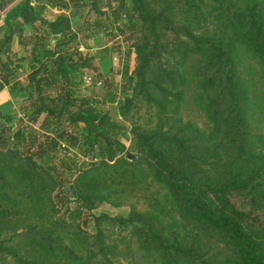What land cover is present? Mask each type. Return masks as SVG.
Returning <instances> with one entry per match:
<instances>
[{
	"label": "rangeland",
	"instance_id": "374dc122",
	"mask_svg": "<svg viewBox=\"0 0 264 264\" xmlns=\"http://www.w3.org/2000/svg\"><path fill=\"white\" fill-rule=\"evenodd\" d=\"M129 3L130 0H0V37L7 32L8 22L20 24V28L12 25L15 30L9 50L0 51V77L6 69L5 64L15 71L10 83L4 85V94L0 92V132L6 137L11 136L0 143V237L12 244L25 260L88 264L85 247L99 240L94 216L100 213L127 216L131 211L152 217L170 236L171 233L180 237L187 233L192 235L190 242L213 260L225 252L205 230H191L190 223L171 202L165 186L153 176L136 137L138 131H154L161 135L168 148L180 151L185 147L188 154L197 155L204 161L198 165L199 174H210L214 171L210 155L216 142H220L221 132L214 128L203 104L206 97L200 95L192 71L187 72L189 76L184 80L172 73L177 81L174 88L182 91L181 97L168 96L157 86L168 83L165 81L170 77L167 71L183 69L180 53L163 50L162 57L153 60L148 76L156 81V85L152 83L138 93L128 87L129 82L131 85L135 81L131 79L136 65L133 41L140 35L138 23L133 24L137 22L135 15L130 13L129 19L125 14L124 7ZM52 19L64 20L70 27L61 48L78 62L70 74L72 96L78 103L82 99L89 101L106 112V119L116 123L117 137L126 145L123 156L134 159L132 166L100 163L82 168L85 157L91 158V153L83 152V124L71 123L66 113L55 116L45 111L34 112L32 101L38 100L39 96L34 92L33 99L28 97L25 85L29 81L30 62L39 67L45 49L55 45L59 34L47 23ZM205 23V27H200L205 33L223 30L211 17ZM79 53L90 56V65L79 64L84 58H80ZM234 55L240 59L238 67L253 62L239 43ZM187 61V65L195 63L198 56ZM160 64L166 70H159ZM41 72L44 71L41 69ZM58 87V82L44 84L42 97L50 101ZM53 134L59 138L54 148L47 139ZM225 147L221 144L216 148L223 156L219 160L218 173L223 171ZM45 152L56 155L50 160L56 171L36 169L24 158L25 153H32L33 161L39 165L43 163ZM127 152L132 156L128 157ZM61 157H70L67 162L73 164L76 161V167L81 168L66 173ZM61 187L67 193L69 190L71 197L69 194L63 197ZM99 225L105 241H117L114 264H131L130 261L138 258V241L131 224L118 225L104 218ZM41 229L56 234L72 253L63 252L59 247L51 249L47 241L41 244L32 239L39 240L43 233ZM0 264L23 262L10 253H0Z\"/></svg>",
	"mask_w": 264,
	"mask_h": 264
},
{
	"label": "trees",
	"instance_id": "16d2710c",
	"mask_svg": "<svg viewBox=\"0 0 264 264\" xmlns=\"http://www.w3.org/2000/svg\"><path fill=\"white\" fill-rule=\"evenodd\" d=\"M124 9L128 17L130 13L135 15L137 22L133 24L138 23L140 33L133 41L136 65L131 79L135 81L131 85L129 82L128 87L138 93L152 83L156 85V81L148 76L153 60L160 59L163 50L180 53L183 69L167 71L170 77L165 81L168 83H158L157 86L168 96L181 97L182 91L174 88L177 81L172 73L184 80L189 76L187 72L192 71L200 95L206 97L203 104L214 128L221 132L220 142H216L210 155V162L214 165L213 173L208 170L210 174H199L198 165L204 161L197 155L188 154L185 147L180 151L168 148L160 134L143 130L138 131L136 137L153 176L165 186L171 202L190 223L191 230H205L225 252L213 260L190 242L192 235L187 233L180 237L171 233L170 236L161 223L140 212L131 211L127 216L100 213L94 216L99 240L95 238L96 241L85 247L86 263H115L113 256L118 252L117 241H105L99 225L106 218L118 225L131 224L138 241V258L130 261L131 264H264V0H130ZM209 17L221 25L223 30L220 33L200 30L206 26ZM47 23L59 35L54 47L45 49L39 67L30 62L25 89L32 99L34 92L38 93V100L32 101L34 112L45 111L55 116L66 113L71 123L83 124V152L91 153V158L85 157L82 168L100 163L132 166L134 159L123 156L126 145L117 137L116 123L106 119V112L89 101L82 99L78 103L70 92V74L78 62L61 48L62 42L67 40L69 25L58 19ZM12 25L20 28L19 22H8L7 32L0 37V51L9 50L15 30ZM237 43L252 58L251 64L237 66L240 60L234 55ZM194 55L198 56V61L187 65V59ZM79 56H84L80 65H90V56L81 53ZM5 68L0 77V89L14 77V68L7 64ZM161 69L165 67L160 64ZM55 82L60 87L47 101L42 97L43 85ZM58 134L63 136L64 132ZM10 137L0 132V143ZM47 139L53 148L59 142L55 134ZM221 144L226 146L225 162L223 171L218 173L219 160L223 156L216 152V148ZM43 156V163L39 165L33 161L32 153H25L24 158L36 169L56 171L50 161L56 155L45 152ZM68 159L60 158L66 173L81 168L76 167L75 160L71 164ZM60 191L63 197H68L65 189L61 187ZM83 198L88 199V196L83 195ZM46 231L42 230L39 240L32 239L41 244L47 241L51 249L59 247L63 252L72 253L66 244H61L56 234ZM0 253L15 255L23 264H47L21 258L13 245L1 237Z\"/></svg>",
	"mask_w": 264,
	"mask_h": 264
},
{
	"label": "water",
	"instance_id": "95a60500",
	"mask_svg": "<svg viewBox=\"0 0 264 264\" xmlns=\"http://www.w3.org/2000/svg\"><path fill=\"white\" fill-rule=\"evenodd\" d=\"M127 156H128V157H131L132 154H131L130 152H127ZM68 194H69V196L71 197V193L69 192V190H68Z\"/></svg>",
	"mask_w": 264,
	"mask_h": 264
},
{
	"label": "crops",
	"instance_id": "0c3cea01",
	"mask_svg": "<svg viewBox=\"0 0 264 264\" xmlns=\"http://www.w3.org/2000/svg\"><path fill=\"white\" fill-rule=\"evenodd\" d=\"M5 87H3L1 90H0V92H1V94H4V92H5V89H4Z\"/></svg>",
	"mask_w": 264,
	"mask_h": 264
}]
</instances>
